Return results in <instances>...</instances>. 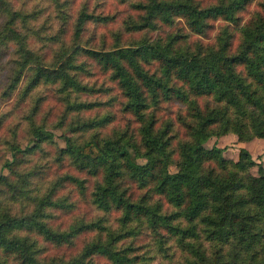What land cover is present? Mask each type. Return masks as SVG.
Here are the masks:
<instances>
[{"label": "trees", "instance_id": "trees-1", "mask_svg": "<svg viewBox=\"0 0 264 264\" xmlns=\"http://www.w3.org/2000/svg\"><path fill=\"white\" fill-rule=\"evenodd\" d=\"M119 1L134 11L120 22L116 38L124 30L146 32L159 23L166 25L161 35H144L106 50L74 43L65 57H52L60 62L47 64L12 28L19 11L10 9L7 28H0V43L4 38L16 41L19 63L0 96L12 93L28 64L31 74L17 92L20 99L42 83L55 84L67 96L77 92V98L78 92H90L93 88L77 77L83 71L76 56L83 54L116 81L123 109L131 114L128 122L134 124L98 130L113 119L109 113L77 115L68 124L72 132L86 135L80 141L64 136L65 147L59 153L69 156L83 177L67 174L64 178L83 190L86 181L90 184L87 199L96 215L65 228L52 227L44 217H48L45 207L53 202L44 199L35 212L0 214V250L6 254L0 264L9 259L16 264H264V167L245 147L239 148L234 160L226 158L217 144L204 145L210 136L229 130L239 140L264 137V0L246 18L242 12L253 0ZM55 3L61 11L69 1ZM60 18L64 22L66 13ZM94 18L103 22L110 16L83 8L74 24L73 40ZM212 19L226 22L208 41L204 38ZM231 25L239 32L236 44ZM191 36L195 37L192 43ZM153 61V70L145 67ZM199 97L205 98L204 104ZM173 99L187 113L176 119L165 116L161 123L155 108ZM39 100L40 96L34 97L29 113L37 110ZM96 103L68 100V107L80 111ZM176 122L187 137H179V158L174 161L171 140L174 132H181L174 128ZM31 131L35 143L27 150L54 136L33 120ZM11 149L22 151L17 143ZM138 158L145 162L139 163ZM11 163L6 160L4 165ZM171 163L175 171L169 170ZM253 165L256 174L250 171ZM58 183L55 180L52 186ZM53 205L64 207L59 199ZM15 229L32 230L56 248L73 249L80 234L90 236L69 255H49L43 243L36 246L28 234H10Z\"/></svg>", "mask_w": 264, "mask_h": 264}, {"label": "rangeland", "instance_id": "rangeland-1", "mask_svg": "<svg viewBox=\"0 0 264 264\" xmlns=\"http://www.w3.org/2000/svg\"><path fill=\"white\" fill-rule=\"evenodd\" d=\"M55 1L0 0V28H7L6 20L9 19L10 9L11 11H19L20 16L16 18V26L11 25L12 28L24 35L26 44L40 54L47 64L60 62L58 60L56 62V59H52V57H65L64 53L69 54L75 48L74 43L79 44L78 46L81 47L106 50L114 48L115 45H123L132 40H139L144 35L148 37L161 35L166 27V25L159 23L157 27L149 28L146 32L130 33L124 30L120 37L116 38L114 32L118 31V25L126 18L128 12L134 11L130 9L126 2L121 3L119 0H68L67 5L63 4V10L58 11ZM97 1L99 3L95 5ZM203 1L210 2L211 0ZM258 1L260 0H253L245 8L242 12V18H246L254 9H258ZM83 8H89L94 14L107 15L110 18L103 22L96 21L95 18V21L90 19L85 24V28L81 31L79 37L73 40L74 24ZM62 12L66 13L64 22L60 18ZM225 22L221 19H212L209 33L204 39L211 41ZM175 25L180 26L181 24L176 23ZM231 29L234 33L233 43L236 44L239 40V32L232 25ZM190 41L191 43L194 42L195 37L191 36ZM15 49L16 41L14 39L4 38L0 43V90L6 86L8 76H11L19 66L14 54ZM76 61L81 63V70L83 71L77 77L80 78L81 82L93 88L90 92H78V98L75 97L77 92L67 96L55 84L42 83L32 90L31 94L20 99L17 92L25 85L28 80L27 76L31 74V70L27 68L29 64L23 67L22 79L18 81L15 88H12V93L0 96V214H4L6 211L10 213L35 212V208L38 207L41 200L44 199L45 202L51 200L54 203L55 200L59 199L64 207L54 206L53 203H49L45 207L48 217L45 216L44 219L49 226L65 228L72 222L89 220L96 215V210L89 204L87 199L90 184L86 181V187L83 190L64 178L67 174L83 177V173L72 165L69 156L60 155L59 153L60 148L65 147L64 136L74 137L80 141L86 135L85 132H72L68 129V124L77 115L86 118L104 113H109L113 116V119L104 128H98L100 131L107 132L122 126L133 128L134 124L128 122L131 114L123 109L124 99L120 88L116 81L110 77L108 71L101 66H93L89 58L83 54H77ZM146 66L153 70L156 67V62L153 61L146 64ZM99 88L104 89L99 90ZM36 96H40L38 108L34 113H29ZM199 98L200 104H204L205 98ZM76 99L94 100L99 103H96L95 107L74 111L68 107V100ZM101 101L106 103L102 104ZM155 111L159 121H162L161 123H164L165 116L176 119L187 113L184 105L176 99L163 101L155 108ZM32 120L37 124H43L47 130L54 133V136L52 140H44L40 142V145L37 144L36 147L27 150V146L31 147L35 143L34 134L31 131ZM174 128L181 131L174 132L171 140V146L174 150L172 159L176 161L179 158L177 152L178 139L179 137H187V135L183 133L184 129L180 126V123L176 122ZM225 133L236 135L234 131L230 130ZM219 136H210L204 142L205 147L210 148L213 144H217L223 148L222 153L226 158L237 159L239 148L244 146L239 147L236 144L237 141H232L229 137L224 142L219 141ZM256 138H261V140L253 142L252 148L249 146L251 150H248L255 161L264 167V137L255 136L247 141ZM12 143H17L22 151L14 153L11 149ZM6 160H12V163L5 166L4 162ZM137 161L144 163L145 159L138 158ZM176 168L174 163L169 165L171 171H175ZM250 171L256 174L257 166L253 165ZM55 180H59V183L52 186ZM20 188L24 190L23 193L18 192ZM48 191L51 194H48ZM42 211L43 209L40 210V212ZM24 233L35 241L36 246L43 243L44 251L49 255H69L77 250V246H81L83 241L90 236L89 233L80 234L76 239V246L73 249H67L52 246L51 242H47L32 230L15 229L10 232V234L20 235ZM5 255L0 250V259ZM97 260L104 262L102 258H97ZM6 264H16V261L11 262V259H9Z\"/></svg>", "mask_w": 264, "mask_h": 264}, {"label": "crops", "instance_id": "crops-1", "mask_svg": "<svg viewBox=\"0 0 264 264\" xmlns=\"http://www.w3.org/2000/svg\"><path fill=\"white\" fill-rule=\"evenodd\" d=\"M231 138L232 139V141L234 140V141H237L236 142V144L240 147V146H244V147H246L247 149H250L251 150V145H252V143L253 142H256V141H260L261 140V138H256V139H253V140H251V141H244V140H239L238 138H237V136L235 135V134H233V133H224V134H221L219 137H218V140L219 141H225V139L226 138ZM251 148H250V147ZM237 155H238V153H237Z\"/></svg>", "mask_w": 264, "mask_h": 264}]
</instances>
